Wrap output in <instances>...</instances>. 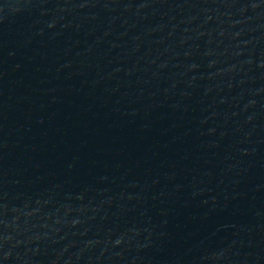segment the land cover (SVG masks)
Returning <instances> with one entry per match:
<instances>
[{
    "label": "water",
    "instance_id": "obj_1",
    "mask_svg": "<svg viewBox=\"0 0 264 264\" xmlns=\"http://www.w3.org/2000/svg\"><path fill=\"white\" fill-rule=\"evenodd\" d=\"M0 264H264V0H0Z\"/></svg>",
    "mask_w": 264,
    "mask_h": 264
}]
</instances>
